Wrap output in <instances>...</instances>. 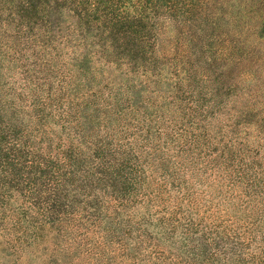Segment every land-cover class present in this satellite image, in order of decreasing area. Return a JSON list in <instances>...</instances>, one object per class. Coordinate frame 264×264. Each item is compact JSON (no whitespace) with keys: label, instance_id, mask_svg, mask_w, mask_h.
<instances>
[{"label":"trees","instance_id":"1","mask_svg":"<svg viewBox=\"0 0 264 264\" xmlns=\"http://www.w3.org/2000/svg\"><path fill=\"white\" fill-rule=\"evenodd\" d=\"M65 1L70 25L58 39L47 30L60 29L52 25L56 13L66 11L57 7L58 0H38L37 5L20 0L22 8L17 5L13 15L26 23L14 39L27 50L43 52L45 43L58 42L73 59L87 49L79 61L103 54L112 63L142 57L153 64L164 54L157 47L159 17L183 25L190 20L187 15L198 12L194 23L202 21L200 31L216 29L229 17L244 26V44L255 41L258 18L264 17L258 0ZM235 47L227 41L222 53L231 57ZM35 91L13 104L12 110L23 105L15 112L0 97L4 204L31 211L38 228L68 230L75 237L70 238L72 249L83 248L86 239L102 264L105 257L116 264H264V220L250 222L247 209L238 204L216 207L211 196L217 189L196 165L194 156L208 148L207 129L202 150L195 139L181 140L187 137L182 132L189 134L201 120L198 113L179 110L178 117L187 121L180 140L159 131L151 139L145 126L150 117L135 120L132 108L120 110L123 101L114 88L108 94ZM200 93L198 106L208 96ZM83 117L93 125L81 124Z\"/></svg>","mask_w":264,"mask_h":264},{"label":"rangeland","instance_id":"2","mask_svg":"<svg viewBox=\"0 0 264 264\" xmlns=\"http://www.w3.org/2000/svg\"><path fill=\"white\" fill-rule=\"evenodd\" d=\"M29 1L38 4V0ZM17 5L22 8L20 0H0V97L5 107L12 110L14 103L26 101L36 89L108 94L114 88L123 101L120 110L132 108L135 120L150 117L145 126L151 129V139L158 131L167 133L172 141L187 134L181 140L188 143L195 139L204 145L202 150L207 129L208 148L194 158L198 169L207 171L208 183L217 189L211 200L216 207H245L250 222L264 220V17L258 18L255 41L244 44V26L229 17L222 19L216 29L200 31L202 21L194 23L198 12L187 15L190 20L183 25L162 16L155 25V31H160L157 47L164 52L157 63L146 64L142 57L139 62L125 59L112 63L103 54L79 61L87 49L73 59L69 48L65 51L67 47L62 49L58 42L45 43L44 52L29 48L31 54L14 39L18 36L16 29L26 23V19L13 15ZM258 5L264 16V0H258ZM57 7L66 10L53 18L52 25L60 29L47 30L54 33L49 36L59 39L66 34L70 20L67 2L58 0ZM227 41L236 45L231 57L222 53ZM200 92L208 96L198 106ZM19 104L12 112L20 110L23 105ZM180 109L188 115L198 113L201 120L189 134L183 131L178 136L187 124L185 118L178 117ZM81 124L93 125L87 117L81 119ZM199 133L203 135L196 137ZM30 212L0 200V264H102L89 241L81 240L83 248L72 249L71 239L75 237L71 232L38 228L37 218ZM120 262L132 264L130 260ZM105 263L116 264L115 259L106 257Z\"/></svg>","mask_w":264,"mask_h":264}]
</instances>
